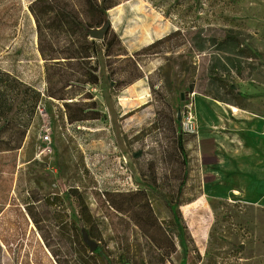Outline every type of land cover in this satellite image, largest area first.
<instances>
[{
  "label": "rangeland",
  "instance_id": "374dc122",
  "mask_svg": "<svg viewBox=\"0 0 264 264\" xmlns=\"http://www.w3.org/2000/svg\"><path fill=\"white\" fill-rule=\"evenodd\" d=\"M31 1L0 0V68L42 94L21 147L0 149V264H79V200L148 241L97 264L153 249L164 264H264V0L122 1L113 55L101 47L98 83L70 108L46 96Z\"/></svg>",
  "mask_w": 264,
  "mask_h": 264
},
{
  "label": "trees",
  "instance_id": "16d2710c",
  "mask_svg": "<svg viewBox=\"0 0 264 264\" xmlns=\"http://www.w3.org/2000/svg\"><path fill=\"white\" fill-rule=\"evenodd\" d=\"M124 0H32L29 11L34 19L37 49L45 63L46 96L65 101V105H78L74 101L80 86L97 84V56L104 47V54L112 56L114 43L118 41L115 33L110 31L107 12ZM104 29L101 40L90 38V31ZM174 31L166 36L179 34ZM238 72V71H237ZM190 91L191 88H190ZM209 94V93H205ZM89 98H91L89 96ZM41 92L27 85L15 76L0 68V149L17 150L21 147L27 130L32 122L40 101ZM69 121L86 118L82 111L69 112ZM177 147L183 150L180 137ZM154 192L157 189L150 187ZM167 207L172 210L173 204L165 199ZM79 214L74 226L73 242L78 246L79 264H97V258L117 259L120 262L131 260L141 253V249L131 248L129 238L136 244L144 240L142 235L130 228V223L121 215L101 220L92 216L84 201H78ZM116 218L117 222H113ZM100 224L112 227V236L104 238ZM131 232L129 233V231ZM97 243L92 251L84 242L83 235ZM109 240H112L110 247ZM148 264H164L162 253L153 249V259ZM139 264H144L143 258Z\"/></svg>",
  "mask_w": 264,
  "mask_h": 264
},
{
  "label": "water",
  "instance_id": "95a60500",
  "mask_svg": "<svg viewBox=\"0 0 264 264\" xmlns=\"http://www.w3.org/2000/svg\"><path fill=\"white\" fill-rule=\"evenodd\" d=\"M103 34H104V29H96V30H91L90 31V38L92 39H97V40H101L103 38ZM241 41V38H239ZM180 118V117H178ZM83 240L84 242L89 246L90 251H92L95 246L97 245L96 242H94L93 240H91L86 233H84L83 235Z\"/></svg>",
  "mask_w": 264,
  "mask_h": 264
},
{
  "label": "built area",
  "instance_id": "2783aa9c",
  "mask_svg": "<svg viewBox=\"0 0 264 264\" xmlns=\"http://www.w3.org/2000/svg\"><path fill=\"white\" fill-rule=\"evenodd\" d=\"M38 108H39V106H38ZM65 120H66V118H65ZM43 138H44L45 141L50 142V137H49L48 134L44 135Z\"/></svg>",
  "mask_w": 264,
  "mask_h": 264
},
{
  "label": "bare ground",
  "instance_id": "6f19581e",
  "mask_svg": "<svg viewBox=\"0 0 264 264\" xmlns=\"http://www.w3.org/2000/svg\"><path fill=\"white\" fill-rule=\"evenodd\" d=\"M232 110H233V111H237V109H236L235 107H232Z\"/></svg>",
  "mask_w": 264,
  "mask_h": 264
}]
</instances>
